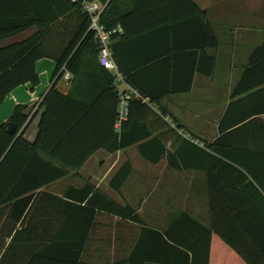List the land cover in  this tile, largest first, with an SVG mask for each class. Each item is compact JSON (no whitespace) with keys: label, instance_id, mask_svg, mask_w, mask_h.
I'll return each instance as SVG.
<instances>
[{"label":"trees","instance_id":"1","mask_svg":"<svg viewBox=\"0 0 264 264\" xmlns=\"http://www.w3.org/2000/svg\"><path fill=\"white\" fill-rule=\"evenodd\" d=\"M108 2L101 24L110 31L121 28V33L112 36L119 69L125 80L161 111L157 114L148 104L132 101L120 135L114 129L119 106L115 77L99 64L90 19L81 5L69 0H0V41L38 27L29 40L0 49V106L20 86L30 84L34 90L39 85L38 61L56 63L50 88L34 115L41 113L35 141L24 138L31 119L23 105L15 107L8 122L17 126L14 135L7 132L8 123L0 126V264H86L81 258L97 211L141 227L131 264L147 235H152L157 248L160 243L166 247L172 263L182 257V264H209L213 236H218L232 250L233 264L242 260L264 264L245 255V244H241V234L247 233L254 241L257 238L254 227H249L257 219L247 215L264 211V177L239 156L244 147L239 126L252 114L264 112V107L231 124L226 114L219 125L220 137L209 145H201L173 119L176 128H172L161 101L190 92L196 75L212 77L216 70V57L208 51L216 50L219 40L206 12L193 0ZM150 37L154 43L148 42ZM138 46L155 50L131 57L130 50ZM66 73L70 74L71 89L64 94L58 83ZM233 98L239 99L235 104L264 99V35L250 55ZM180 131L195 141L186 140ZM169 136L179 144L176 151L167 148ZM134 147L149 163L166 160L178 171L204 172L209 227L182 213L164 233L148 229L134 208L117 204L89 184L70 188L68 200L54 199L58 202L51 207L61 210L62 217L35 216L34 201L42 195L40 190L78 171L98 150L117 153ZM132 172L127 161L113 176L110 187L120 191ZM258 220L264 224V217Z\"/></svg>","mask_w":264,"mask_h":264},{"label":"crops","instance_id":"2","mask_svg":"<svg viewBox=\"0 0 264 264\" xmlns=\"http://www.w3.org/2000/svg\"><path fill=\"white\" fill-rule=\"evenodd\" d=\"M193 1L206 12L207 21L218 37L219 47L208 53L216 57L217 64L221 60L225 65L224 72L229 81L226 96H223L225 93L222 94V90L215 85L213 79L217 72L216 64L212 77L196 75L190 92L166 96L161 101V105L168 116L197 137L202 142L201 145L203 143L209 145L220 137L219 125L226 114L228 116L229 113L227 123L231 124L253 111L263 110L264 99L244 100L240 104H235L239 99L233 98V92L242 78L252 51L256 48L243 53L239 47L240 43L245 47H252L263 41L264 30L260 35L259 29L255 30V28L258 26L257 23L261 25L264 20V15L261 13L264 10V0ZM118 32L121 33L120 27ZM37 33L38 27H32L12 38L0 41V49L29 40ZM148 42L154 43V37H150ZM154 50L151 47L146 50V47L138 46L131 49L129 53L131 57H139L150 54ZM237 60L243 65L241 70H236L233 66ZM55 69L56 63L51 59H42L36 63V71L40 78L39 85L34 90L30 84L20 86L6 97L0 106V126L9 122L17 105H23L28 109L31 119L24 138L31 143L35 141L39 132L41 113L34 115L50 88ZM65 76L58 83V89L64 94L71 89V82L66 81ZM155 120L157 121V116ZM35 124L37 127H34L30 133L31 126ZM239 127L242 129L239 138L244 145L239 151V156L250 167L261 170L264 177V112L252 114ZM155 133L157 135L160 132ZM178 147L179 144L175 139L167 137L168 150L176 151ZM132 149L138 152L137 148ZM128 152L109 153L98 150L78 171L71 172L70 176L64 180L40 190L39 193L45 195V198L42 195L39 198L36 197L34 204L37 203V206L33 209L35 216L62 217L61 210L51 207L52 203L58 202L54 199L68 200L66 193L70 188L82 189L89 184L117 204L134 208L148 229L164 233L171 222L182 213L188 214L206 227L210 226L207 181L202 171H178L170 168L166 160L158 164L146 161L143 168H139V170L143 169L142 174L137 173L136 176L134 167V173L132 172L120 191L112 189L110 182L129 161ZM247 217L257 219L249 227H254L258 235L254 241L247 233L241 234V244H245L244 254L263 263L264 224H259L258 219L264 217V211H254ZM253 224H256V227ZM182 232L184 231L180 233ZM141 234V227L129 220L97 211L81 260L86 264H117L119 262L131 264V255ZM151 238L152 235H147L143 249L133 264H182L184 261L182 257L175 259L174 263L169 261L166 247L163 249L160 243L157 248V242H152ZM233 258L234 254L226 243H223L218 236H213L209 264H233ZM242 261L240 264H246Z\"/></svg>","mask_w":264,"mask_h":264},{"label":"built area","instance_id":"3","mask_svg":"<svg viewBox=\"0 0 264 264\" xmlns=\"http://www.w3.org/2000/svg\"><path fill=\"white\" fill-rule=\"evenodd\" d=\"M69 1L80 4L83 11L89 16L90 32L92 33L99 50V64L102 68L112 73L115 77L114 84L119 93L118 117L114 127L115 134L120 135L122 125L128 120L129 105L132 101L148 104L153 109V111L161 115L159 108L151 105V102L148 98H145L138 89L128 83L119 69L112 51V36L118 33V29L110 31L101 24V17L109 3V0L106 3H101L98 0ZM65 79L69 82L70 74H67ZM165 120L169 122L172 128H176V125L169 117H166ZM180 132L184 134V138L186 140L190 142L195 141V139H193L189 133L187 134L183 131Z\"/></svg>","mask_w":264,"mask_h":264},{"label":"rangeland","instance_id":"4","mask_svg":"<svg viewBox=\"0 0 264 264\" xmlns=\"http://www.w3.org/2000/svg\"><path fill=\"white\" fill-rule=\"evenodd\" d=\"M261 13L264 15V10L261 11ZM260 21V20H259ZM257 27L255 28V30L259 29V34L262 35V31L264 30V20L261 22V25H259L257 23ZM262 41L257 43V45H254L252 47H249V46H244V44H241L239 45V47L241 48V51H243V53H246V52H249L250 49L254 48V47H257L259 45H261ZM218 67H217V72L214 76V82H215V85L222 90V94L225 93V95L223 96H226V90H227V87H228V84H229V81L227 80V76H226V71L225 69V65L222 63V61L220 60V62L217 64ZM235 69L237 70H241V67L243 66L242 64H240L239 60L235 61L234 62V65ZM222 98V96H220ZM221 101L223 102V98L221 99ZM170 119L171 117L168 116ZM36 123V122H35ZM34 127L36 128L37 127V124H35V126H31V132L33 131ZM30 135V134H29ZM29 138V137H28ZM129 151V152H128ZM127 152L129 153V161L130 163L132 164V167L136 168V176H137V173H140L142 174L143 173V169L142 170H139V168H143V165L146 164V160H144L139 154L138 152L136 151V149H130V150H127ZM111 155V154H110ZM133 173H134V170H133Z\"/></svg>","mask_w":264,"mask_h":264},{"label":"water","instance_id":"5","mask_svg":"<svg viewBox=\"0 0 264 264\" xmlns=\"http://www.w3.org/2000/svg\"><path fill=\"white\" fill-rule=\"evenodd\" d=\"M6 129L10 135H14L17 132V126L11 122L6 125Z\"/></svg>","mask_w":264,"mask_h":264}]
</instances>
